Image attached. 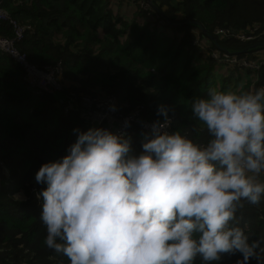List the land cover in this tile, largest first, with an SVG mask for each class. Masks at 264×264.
I'll return each mask as SVG.
<instances>
[{
	"label": "trees",
	"instance_id": "1",
	"mask_svg": "<svg viewBox=\"0 0 264 264\" xmlns=\"http://www.w3.org/2000/svg\"><path fill=\"white\" fill-rule=\"evenodd\" d=\"M4 5L15 21L30 27L18 46L28 61L38 68L62 62L64 72L61 90L37 95L23 69L0 52V264H69L43 242L47 233L37 194L46 185L36 183L35 173L67 154L76 140L74 128L91 127L83 98L114 97L119 114L138 110L149 123L158 118L157 106L166 104L170 131L205 143L209 135L192 115L193 98L213 87H264V64L254 72L212 58L230 54L264 63V0H4ZM238 35L253 40L241 42ZM0 36L13 37L14 28L0 21ZM225 69L227 74L217 75ZM70 103L75 111L65 115ZM141 130L136 122L127 129L135 151ZM21 191L26 200L19 202L15 195ZM235 223L250 238H264V201L244 202ZM238 258L224 254L220 264Z\"/></svg>",
	"mask_w": 264,
	"mask_h": 264
},
{
	"label": "clouds",
	"instance_id": "2",
	"mask_svg": "<svg viewBox=\"0 0 264 264\" xmlns=\"http://www.w3.org/2000/svg\"><path fill=\"white\" fill-rule=\"evenodd\" d=\"M241 88L191 100L205 143L170 131L166 104L140 119L139 151L127 119L123 130L74 128L67 154L35 173L44 244L69 264H220L237 253L235 264H264V238L235 223L244 202L264 201V87Z\"/></svg>",
	"mask_w": 264,
	"mask_h": 264
},
{
	"label": "built area",
	"instance_id": "3",
	"mask_svg": "<svg viewBox=\"0 0 264 264\" xmlns=\"http://www.w3.org/2000/svg\"><path fill=\"white\" fill-rule=\"evenodd\" d=\"M147 8L148 7L146 5V9ZM0 21L8 23L14 28L13 37L7 38L0 36V52L6 54L8 58L20 67V69H23L25 72L24 81L29 88L37 95L52 94L61 90L63 86L61 83V75L64 72L62 62H59L54 66L38 68L28 61L27 56L19 50L18 46L25 39V32L30 27L25 28L15 21L6 12L3 0H0ZM217 33L222 34L224 31L217 30ZM237 40L241 42H250L253 38L247 35H238ZM212 58L216 59L221 64H228L234 68L238 67L251 69L254 72H256L264 64L263 62L251 63L243 59H238L230 54L222 56L219 53H214ZM113 105L115 106V109H113ZM81 106L88 111L89 124L91 127L106 126L113 130H123V124L126 119L130 122H136L137 124L141 123V113L138 110H135L127 116L119 114L118 102L114 97H85L82 99ZM73 111H75V107L71 103L65 106V115H68ZM116 124H118L119 127ZM169 130H171V124Z\"/></svg>",
	"mask_w": 264,
	"mask_h": 264
},
{
	"label": "rangeland",
	"instance_id": "4",
	"mask_svg": "<svg viewBox=\"0 0 264 264\" xmlns=\"http://www.w3.org/2000/svg\"><path fill=\"white\" fill-rule=\"evenodd\" d=\"M223 71H224V73L227 74V70H226V69L223 70ZM98 97H100V98H106L105 96H102V95H100V96H98ZM262 176H264V175H262ZM261 178L264 179V177H261ZM15 196H16L15 198H16L19 202H21V201H25V200H26V198L24 197V192L17 193Z\"/></svg>",
	"mask_w": 264,
	"mask_h": 264
},
{
	"label": "crops",
	"instance_id": "5",
	"mask_svg": "<svg viewBox=\"0 0 264 264\" xmlns=\"http://www.w3.org/2000/svg\"><path fill=\"white\" fill-rule=\"evenodd\" d=\"M221 73H224V71H223V70H219V71H217V75H219V76H220V75H221ZM240 86H242V85H240ZM240 86H239V87H240ZM262 177H264V176H262Z\"/></svg>",
	"mask_w": 264,
	"mask_h": 264
},
{
	"label": "water",
	"instance_id": "6",
	"mask_svg": "<svg viewBox=\"0 0 264 264\" xmlns=\"http://www.w3.org/2000/svg\"><path fill=\"white\" fill-rule=\"evenodd\" d=\"M148 1H150L151 2V0H148ZM212 40H215L214 38H212ZM221 48V47H220ZM222 49V48H221ZM223 50V49H222Z\"/></svg>",
	"mask_w": 264,
	"mask_h": 264
}]
</instances>
